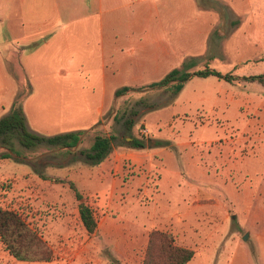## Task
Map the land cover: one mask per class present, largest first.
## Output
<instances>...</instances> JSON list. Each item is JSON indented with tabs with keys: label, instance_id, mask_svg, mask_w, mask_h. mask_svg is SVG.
Listing matches in <instances>:
<instances>
[{
	"label": "rangeland",
	"instance_id": "obj_1",
	"mask_svg": "<svg viewBox=\"0 0 264 264\" xmlns=\"http://www.w3.org/2000/svg\"><path fill=\"white\" fill-rule=\"evenodd\" d=\"M161 2L177 11L169 25L188 53L179 69L191 60V71L215 70L232 81L194 77L173 97L165 90L133 88L100 120L98 89L60 90L56 43L50 51L17 52L9 51L5 32L0 36L11 75L20 81L17 100L28 130L44 137L76 131L83 135L72 152L46 145L29 150L17 137L0 139V209L18 212L37 229L53 248L55 261L143 264L149 234L163 230L195 252L191 264L209 258L222 263L233 257L239 243L248 248L256 244L255 231L264 225V84L248 79L264 76V0ZM20 62L27 72L20 70ZM64 98L72 104L62 105ZM140 102L159 107L145 109ZM14 104L1 110L0 119ZM138 111L128 130L125 118ZM98 135L116 139L111 154L96 164H110L116 149L129 154L116 175L117 188L108 178L102 183L90 178L98 165L82 156ZM135 140L146 147L136 149ZM67 170L84 200L98 208L106 231H86L80 202L64 179ZM108 203L124 209L105 216ZM194 205L200 207L190 212ZM0 250H5L1 241Z\"/></svg>",
	"mask_w": 264,
	"mask_h": 264
},
{
	"label": "crops",
	"instance_id": "obj_2",
	"mask_svg": "<svg viewBox=\"0 0 264 264\" xmlns=\"http://www.w3.org/2000/svg\"><path fill=\"white\" fill-rule=\"evenodd\" d=\"M163 5L161 0H0V36L2 32L8 35L9 51L26 49L33 52L40 48L50 51L56 43L62 78L60 90L98 89L96 115L97 119L103 120L117 103V90L124 87L133 90L158 82L179 68L187 57L186 48L178 43L174 29L169 25L176 20L177 11H170ZM167 25L169 31L165 29ZM7 54L0 44V112L5 106H11L20 93V81L11 75ZM40 62L47 67L46 63ZM20 63V70L27 72V66ZM67 104L72 102L64 98L62 105ZM127 156L124 149L114 150L111 163L99 164L98 171L90 178L101 183L108 178L112 188H117L116 175H120ZM143 165L131 164L134 168ZM109 170L113 172V178L108 177ZM67 171L64 179L77 187L71 170ZM196 206L200 207H187L186 213ZM123 209L122 204L108 203L104 215ZM94 211L98 219V208ZM106 225L99 222L98 231H106ZM255 234L256 244L252 242L248 248L239 243L232 258L222 263L203 259L199 264H264V225L257 228ZM55 260L22 262L0 250V264H98V260L92 262L87 258Z\"/></svg>",
	"mask_w": 264,
	"mask_h": 264
},
{
	"label": "trees",
	"instance_id": "obj_3",
	"mask_svg": "<svg viewBox=\"0 0 264 264\" xmlns=\"http://www.w3.org/2000/svg\"><path fill=\"white\" fill-rule=\"evenodd\" d=\"M191 60H186L182 68H176L168 73L162 80L152 83L147 87L149 89L165 90L170 92L171 96L180 94L185 83L194 77L208 78L217 77L232 81L233 77L224 75L219 71L204 69L191 71L189 69ZM251 81H258L264 84V76H251ZM132 89L124 87L116 92L117 97H122ZM20 94V93H19ZM19 97V95H18ZM18 97L15 100L11 113L0 119V139L7 142L12 137H17L21 145L29 150H34L39 146H50L67 152L74 151L82 141V132H68L60 135L44 137L30 132L27 128L26 118ZM140 105H147L145 109L159 107L157 104H147L140 102ZM140 112H130L131 118L126 119L125 125L128 130L132 127L135 118ZM128 115V116H129ZM127 116V117H128ZM116 137L96 136L91 149L82 152L85 159L99 165L111 154L113 143ZM133 145L136 149L145 148L144 142L135 140ZM157 145V142H155ZM11 153L14 149L7 146L4 147ZM6 154L4 158H9L10 154ZM41 178L45 176L40 172ZM71 190L74 192L75 198L79 203V214L83 226L90 235H94L98 231L99 222L94 209L84 200V196L80 193L73 182H69ZM0 241L5 250L15 259L22 262H52L55 260V252L49 243L43 238L39 231L33 228L23 217L16 211L9 209H0ZM195 256V252L185 246L179 245L172 233L153 230L149 234V240L146 248L143 264H189Z\"/></svg>",
	"mask_w": 264,
	"mask_h": 264
},
{
	"label": "built area",
	"instance_id": "obj_4",
	"mask_svg": "<svg viewBox=\"0 0 264 264\" xmlns=\"http://www.w3.org/2000/svg\"><path fill=\"white\" fill-rule=\"evenodd\" d=\"M134 1H135V2H138L139 0H134ZM143 133H144V134L148 133V130H147V129H144V130H143Z\"/></svg>",
	"mask_w": 264,
	"mask_h": 264
}]
</instances>
